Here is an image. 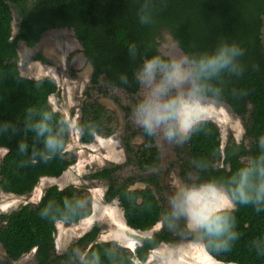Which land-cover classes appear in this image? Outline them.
<instances>
[{
  "label": "trees",
  "instance_id": "obj_1",
  "mask_svg": "<svg viewBox=\"0 0 264 264\" xmlns=\"http://www.w3.org/2000/svg\"><path fill=\"white\" fill-rule=\"evenodd\" d=\"M144 0H0V123L16 125L15 134L0 135V148L5 149L0 161V191L16 196L30 195L38 181L55 178L75 163V157L66 150L69 136L65 137L64 151L48 161L22 166L27 156L18 152V143L26 140L31 148L34 133H25L27 110L47 108L57 115L49 97L57 92L50 78L24 77L18 68L17 43L27 48L38 45L41 36L55 29H69L78 41L81 54L91 67L89 86L81 102L78 119L90 131L82 132L79 141L90 144L96 137L114 134L107 109L93 97V92L105 93L116 89L128 97L137 96L141 86L135 73L144 59L164 55L156 40L157 29L165 27L181 54L198 55L213 51L221 41L235 42L243 50L240 58L244 71L241 75L224 74L214 81L222 89V98L216 102L228 108L243 120L246 143L231 140L223 147L219 127L206 119L200 130L185 142L184 157L179 164L184 182L199 183L222 180L234 173L249 159L260 153L259 138L264 136V46L261 41L264 0H152L153 23L141 24L139 9ZM16 13L12 35L13 12ZM135 44L137 55L131 58L128 46ZM34 60L47 63L40 52ZM121 76L127 77V83ZM126 122L121 143L125 164L139 172H149L143 178L146 187L131 189L134 178L118 180L115 165L93 173L94 179L107 182L104 201L114 200L122 209L127 227L145 232L162 222L161 229L151 237L141 239L133 250L111 241H97L100 227L93 225L61 254L55 250L56 223H76L92 212V201L87 189L56 185L47 187L36 203H27L7 214H0V245L7 257L18 260L34 251V264H69L73 249L95 251L101 264H110L106 250L112 249L118 264H136L146 261L151 250L161 243L174 244L183 234L195 240L194 234L180 229H169L163 223L164 207L156 197L162 187L155 174L160 164L155 138L146 136L142 129L134 128L128 106H123ZM64 118V117H63ZM141 143L133 145L134 138ZM203 162L204 167H197ZM152 186L154 190L149 188ZM84 201L86 211L74 213L72 218L45 216L47 206L63 209L68 202ZM239 238L229 251H206L215 260L232 264H264V255H257L254 241L264 242V210L257 212L252 206L238 205L233 213Z\"/></svg>",
  "mask_w": 264,
  "mask_h": 264
},
{
  "label": "clouds",
  "instance_id": "obj_2",
  "mask_svg": "<svg viewBox=\"0 0 264 264\" xmlns=\"http://www.w3.org/2000/svg\"><path fill=\"white\" fill-rule=\"evenodd\" d=\"M154 5L144 0L139 9L141 24L153 23ZM131 58L137 55L135 44L128 46ZM244 50L235 42L221 41L211 52L198 55H153L143 60L135 78L143 89L142 97L131 112L133 123L152 138L174 144L188 141L207 119L208 105L222 98V89L214 84L224 74L239 76L244 68L240 58ZM127 83V77L121 76ZM88 125L65 119L47 108L28 109L25 133H34L31 148L26 140L18 143V152L27 159L22 166L48 161L64 151L67 135L90 131ZM16 125L0 123V135L15 134ZM260 153L249 159L232 175L199 183L177 182L169 197L163 223L169 229L194 234L206 251H229L239 238L233 213L238 205L264 210V136L258 141ZM197 167H204L203 162ZM84 201L66 203L63 209L47 206L42 214L72 218L86 211ZM182 222V223H181ZM113 246L119 241L112 239ZM257 255H264V242L254 241ZM110 264H118L115 251L106 250ZM69 264H101L98 252L73 249Z\"/></svg>",
  "mask_w": 264,
  "mask_h": 264
},
{
  "label": "rangeland",
  "instance_id": "obj_3",
  "mask_svg": "<svg viewBox=\"0 0 264 264\" xmlns=\"http://www.w3.org/2000/svg\"><path fill=\"white\" fill-rule=\"evenodd\" d=\"M16 13L13 12L12 35L15 34ZM156 40L160 50L167 55H180L173 38L167 28L157 29ZM261 41L264 46V15L262 16ZM81 48L69 29H55L44 33L37 46L27 48L23 43H17L18 68L22 76L42 79H52L57 92L49 97L51 107L62 114L65 119H78V111L81 102L85 99V91L89 86L91 67L81 54ZM36 52H40L47 63L34 60ZM141 87L137 96L128 97L116 89H108L104 94L93 92L99 103L108 111L111 118L110 125L114 134L110 137H96L90 144H82L79 135H70L66 150L75 157V163L55 178H41L30 195L16 196L5 194L0 191V214H7L27 203H36L42 192L49 186L56 185L59 188L73 186L87 189L92 201L91 214L76 223L57 222L55 231V250L57 254L64 253L68 247L93 225H98L100 231L97 241H111L113 238L119 241V246L133 250L141 239L149 238L157 233L162 222L145 232L132 230L126 226L123 212L116 200L106 203L103 194L107 182L92 178V174L102 168H110L121 165L117 172L119 181L128 177L134 178L135 182L130 185L131 189L146 187L143 178L149 172H139L137 168L125 164V152L121 143L124 135L126 122L123 106H128L132 112L135 103L142 97ZM133 127H137L132 119ZM207 119L213 121L220 129L222 147L228 141L246 143L244 137L243 120L234 116L226 106L219 103L208 105ZM142 139H133V145H139ZM155 145L159 149L160 164L155 170L162 189L155 193L161 204L168 208L169 197L176 188L177 182L185 183L180 175L179 164L184 157V146L155 138ZM5 153L0 148V161ZM152 190L154 188L149 186ZM182 223V222H181ZM181 240L174 243H161L156 249L151 250L146 261L136 264H232L215 260L209 256L202 243L197 240H189L183 234ZM0 264H34L33 251L23 255L18 260L7 257L0 245Z\"/></svg>",
  "mask_w": 264,
  "mask_h": 264
},
{
  "label": "water",
  "instance_id": "obj_4",
  "mask_svg": "<svg viewBox=\"0 0 264 264\" xmlns=\"http://www.w3.org/2000/svg\"><path fill=\"white\" fill-rule=\"evenodd\" d=\"M33 253H34V251H33Z\"/></svg>",
  "mask_w": 264,
  "mask_h": 264
}]
</instances>
